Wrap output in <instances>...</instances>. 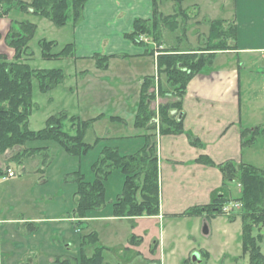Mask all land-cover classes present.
<instances>
[{
    "label": "rangeland",
    "instance_id": "374dc122",
    "mask_svg": "<svg viewBox=\"0 0 264 264\" xmlns=\"http://www.w3.org/2000/svg\"><path fill=\"white\" fill-rule=\"evenodd\" d=\"M6 3L8 2L5 1L2 4L4 8L10 6ZM161 4V10L165 14L173 12L175 6L173 2L163 0ZM182 8L186 16L178 17L179 28L175 32H164L166 45L179 49L202 47L208 40L213 21L222 20L223 28H227L235 18L234 0H185ZM9 13L8 17L0 18V53L6 54L8 59L14 57V50L5 41L6 33L10 30L11 24L17 28L16 21L30 20L37 24V30L29 43L32 57L25 55L23 59L27 58L25 61L33 69H62L66 75L62 84L48 92L41 91L38 80H33L32 98L35 108L29 120V129L39 131L46 126L49 117L67 113L69 116H78L82 120L97 118L89 129L85 141L93 144L97 138L100 140L84 155H71L58 142L47 141L28 144V146L47 148L41 151L40 155L36 154L37 159H29L25 164L10 162L13 153L8 155L9 159H7L8 156L0 157V167L3 171L8 165L16 171V176L11 179L0 176V218H32L38 223V230L35 232L22 224L14 225V227L12 224L3 225L0 229V264H54L56 262L60 264V261L67 258L74 260L80 251L81 243L91 233L98 235L99 247L105 248L103 264H164L165 260L168 263L172 256L170 250L173 244L179 247V252L175 254L172 264H184L185 260H189L190 264H249V255L243 254L242 221L239 218L231 221L225 214L215 217H208L206 213L185 214L194 207L209 205L212 202V194L216 190H211L207 202H205L207 191L198 192L205 202L203 204L186 206L184 210L177 205L176 212L180 213V216L176 219L170 216L154 222L148 221L149 217L140 221H135L134 218H116L113 203L122 192L125 181V175L117 169L105 181L106 204L102 209L91 210L85 221L83 219L80 222L76 218V220L64 219L74 217L76 172L85 175L88 181L93 180L95 175L92 165L102 156V150L107 147L117 148L122 156L132 155L148 142L146 139L139 146L142 141L137 140V135L141 132L135 129L141 87L137 71L140 67L145 70L150 68L153 65V58H150L143 66L138 63L139 60L125 61L120 64L124 73L127 74L122 79L115 77V69L109 73L97 71L95 60L90 57L81 61L74 58L45 59L42 56L40 41L63 37L64 31L55 27L44 17L28 15L15 7ZM62 47L59 44L54 52H59ZM106 47L103 46V49ZM239 58L246 63L245 66H241L242 62H240L239 94L244 127L240 132V139L244 151L239 164H249L264 169L263 59L257 55L241 54L238 57L225 54L214 60L215 64L212 68L214 71L218 68L231 69L237 65ZM210 70L211 68L207 67L203 73L209 74L208 77H210ZM153 85L155 86V82ZM163 86H166L165 81ZM154 111L155 116L150 123L152 126H159V108ZM155 119L159 123H155ZM248 135L254 139L245 142ZM212 162V164L206 163V166L221 171L220 167L223 164L213 160ZM164 166L166 168V164ZM162 173L160 159L161 189ZM164 175L163 186L165 187L168 185L166 169ZM214 178L204 175V182H213ZM220 187L225 189V195L229 199L235 200L241 196V186L237 177L229 179L223 173ZM173 191L175 190H160V208L161 205L169 204L168 200ZM146 225H150L147 228L149 230L147 234L141 229ZM205 228L208 233H205ZM260 231L264 233V228ZM257 234L259 233L256 231L255 235ZM132 237H135L137 241L129 249ZM161 240H165L166 244L155 248V243ZM259 243L264 254V239ZM87 248V254L94 251V247ZM187 249L189 251L195 249L196 254L200 253L201 256L198 254L199 259L195 261V254H191V251L187 252ZM202 252H208L209 255L202 256ZM29 253L31 254L28 255ZM52 253L59 254V257L50 259V262L48 257ZM34 256L36 258H33Z\"/></svg>",
    "mask_w": 264,
    "mask_h": 264
},
{
    "label": "trees",
    "instance_id": "16d2710c",
    "mask_svg": "<svg viewBox=\"0 0 264 264\" xmlns=\"http://www.w3.org/2000/svg\"><path fill=\"white\" fill-rule=\"evenodd\" d=\"M10 5L3 7V2ZM88 0H31L30 2L0 0V18L8 16L13 7L33 15L41 16L51 21L56 27L68 24H78L83 18V10ZM161 1L153 0L152 17L150 19H136L133 29L126 37L138 45H144L148 55L157 56L158 94L168 97L159 106L160 133L179 134L183 127V99L192 78L201 74L207 67L213 65L220 52L237 49V25L235 21L223 28L222 20L211 23L207 42L199 48L179 49L166 45L164 32H175L179 28L178 17L186 16L182 8L185 0H169L175 4L173 12L165 14ZM168 1V0H167ZM163 3V2H162ZM17 28L11 24L5 36V41L14 50V57L8 59L6 54L0 53V156L13 153L10 162L25 164L31 158L40 155L45 146H28L32 142L56 141L71 155H84L100 140L88 143L86 135L97 120H82L78 116L60 113L49 117L46 126L39 130L29 129V120L35 108L33 102V80L37 79L41 91L49 90L62 84L66 75L62 69H33L23 59L25 55L32 57L29 43L35 36L37 25L28 20L16 21ZM149 38L154 44L141 40ZM42 56L45 59L77 58L76 46L66 44L55 53L58 42L42 39L40 41ZM112 56L96 54L92 58L96 67L106 70ZM164 78V79H163ZM166 86H163V80ZM153 78L144 80L140 102L136 114L135 125L152 129V119L155 111L152 103L156 97L152 91ZM153 85V86H151ZM148 142L132 155H121L117 148H105L102 156L92 165L93 180H86L85 175L76 172L77 183L76 207L74 218L80 220L88 218L91 210H100L105 204V181L114 171L119 169L125 175L122 192L113 203L114 217L138 218L154 217L160 214V185L158 156L155 145L150 142L151 135H146ZM246 139L245 142L253 140ZM205 162L212 164V160L203 156ZM224 176L229 179L238 178L241 186V196L235 201L241 204V209L229 217L231 221L239 218L242 221V249L244 255H249V264H264V254L260 241L264 239V169L249 164H226L220 167ZM4 175L0 167V176ZM230 200L222 195L214 197L206 206H197L185 214L215 217L222 214L223 206ZM259 234L255 235V232ZM135 237H132L134 240ZM140 241V240H138ZM94 247V251L87 254V247ZM104 247H99L96 233H91L81 243L80 251L73 259H65L60 264H103ZM92 254V255H91ZM202 252V256H208ZM54 264H59L58 262ZM184 264H190L185 260Z\"/></svg>",
    "mask_w": 264,
    "mask_h": 264
},
{
    "label": "crops",
    "instance_id": "0c3cea01",
    "mask_svg": "<svg viewBox=\"0 0 264 264\" xmlns=\"http://www.w3.org/2000/svg\"><path fill=\"white\" fill-rule=\"evenodd\" d=\"M21 1L30 2L31 0ZM234 3V21L237 25V49L220 52L215 60L225 54L237 55L238 57L242 54L257 55L264 61V0H234ZM152 8L153 0H88L83 10L81 22L76 25L68 24L63 27H57L64 31V36L51 40L57 41L58 46L59 44L64 46L73 43L77 50V58L74 59L77 61L84 60L86 57L92 59L96 54L112 56L108 69L101 70L97 68V71L109 73L112 69H115V77L121 79L125 78L127 74L124 73L120 64L125 61L139 60L140 62L138 63L143 66L148 63L150 58H153V65L150 68L145 70V68L140 67L137 71L139 83L141 84L137 111L143 83L147 77L153 78L155 82L152 91H155L156 97L151 107L153 110H157L162 102L168 100V97L162 98L158 94L157 83L161 78L158 76L156 57L155 55L153 57L148 55L144 45H138L126 37V34L132 31L136 19H150L152 17ZM26 14L33 15L30 13ZM103 46L107 47L103 49ZM127 56L131 58H125ZM242 60L239 58L237 65L231 69L220 70L218 68L215 71L212 68L215 64L214 61L209 71L211 78L208 77L209 74L203 72L192 78L183 99V133H160L157 126H152V129H146L135 125V129L141 132V134L137 135V140L142 141L139 146L146 139L148 140L147 134L151 135L150 142L155 145L158 166L161 159L163 173L162 189L159 177L160 190H175L170 195L169 204L161 205L160 214L147 218L148 221L155 222L162 220V218L164 220L165 217L170 216L175 219L179 218L180 213L176 212L178 210L177 205L180 206L181 210H184L186 206L191 207L203 204L209 200L211 190H216L212 194V200L218 195L226 196L225 189L220 187L223 171L206 166L207 162H205L206 160H204L203 156L223 165L239 164L242 160L244 150L241 147L240 132L244 127L240 110L239 79L241 66L246 64ZM262 66L264 67V62ZM249 138L248 135L246 139ZM8 155L10 153L3 156L7 157ZM8 166L11 167L10 165ZM165 169L168 175V185L164 187ZM204 175L215 177V181L205 183ZM203 190L207 191L205 202L201 198V194H198V192L203 193ZM144 218L138 217L133 220L140 221ZM64 219L74 220L75 218ZM8 224H12V227L22 224L26 228H31L33 232L38 230V223L34 222L32 218H0V229L3 225L8 226ZM149 226L141 227L145 234L149 233L147 229ZM141 238L144 239V237ZM136 241L135 239L131 241L132 246L130 245L129 249L136 244ZM165 244L166 241L161 240L159 243H155L154 247H163ZM178 248V246L173 244L170 250L171 259H169L168 263H166V260L163 261L164 264H172L173 260H175V254L179 252ZM190 251L193 255L197 253L195 249ZM190 251L187 249V252ZM198 254L200 255V253ZM57 257H59V254L55 255V253H52L49 255L48 260L51 262L50 259ZM33 258H36V256Z\"/></svg>",
    "mask_w": 264,
    "mask_h": 264
},
{
    "label": "built area",
    "instance_id": "2783aa9c",
    "mask_svg": "<svg viewBox=\"0 0 264 264\" xmlns=\"http://www.w3.org/2000/svg\"><path fill=\"white\" fill-rule=\"evenodd\" d=\"M14 176H15V172H14L12 169H8V170H7V177H8V178H12V177H14ZM234 207H238V205H237V204H235V205L231 204V205H229V206H225V207L223 208V211H224L225 213L229 214L230 212H232V210H233Z\"/></svg>",
    "mask_w": 264,
    "mask_h": 264
},
{
    "label": "water",
    "instance_id": "95a60500",
    "mask_svg": "<svg viewBox=\"0 0 264 264\" xmlns=\"http://www.w3.org/2000/svg\"><path fill=\"white\" fill-rule=\"evenodd\" d=\"M205 233H208V230L207 228H205ZM199 259V255L198 254H195V257H194V260H198Z\"/></svg>",
    "mask_w": 264,
    "mask_h": 264
}]
</instances>
